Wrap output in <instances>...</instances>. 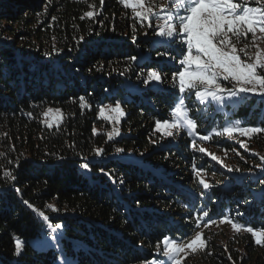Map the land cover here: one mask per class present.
Segmentation results:
<instances>
[{
    "label": "trees",
    "instance_id": "1",
    "mask_svg": "<svg viewBox=\"0 0 264 264\" xmlns=\"http://www.w3.org/2000/svg\"><path fill=\"white\" fill-rule=\"evenodd\" d=\"M87 11H94V17H84ZM135 21L133 14L114 0H0V264H52L54 257H60L58 244L65 248L62 255L76 257L77 264H125L132 258L144 261L154 257L155 245L163 236H190L194 224L182 219L199 217V206L208 205L212 219L224 217L228 209V217L237 211L234 220L240 226H264L262 207L257 213L250 207L255 204L243 205L236 195H220L213 189L207 198L191 187L192 191L179 190L164 168L188 166L191 154L182 146L166 150L168 157L155 175L138 165L127 166L122 161L125 156L116 152L117 148L138 155L156 151L150 125L161 120L160 109L154 112L145 107L140 94L126 90L119 101L127 117L121 119L124 124L120 126L125 132L135 130V134L115 135L109 140L114 127L100 113L102 107L115 106L118 101L100 99L109 89L104 83L108 69L125 65L123 75L133 76L134 65L125 64L124 58L136 56L134 48L116 39L125 35L130 40L138 26ZM73 67L79 68L78 77L76 72L70 74ZM157 72L161 75V70ZM125 81L121 79L119 85L124 86ZM92 82L99 87L93 88ZM163 94L158 105L171 107L173 95L167 98L166 92ZM243 101L235 104L236 117L229 115L234 104H228L213 116L208 110L203 118H211L209 123L221 128L218 114L224 112L232 121L239 119L245 111L240 109ZM186 105L199 125L201 112L192 113L189 101ZM256 106L264 109V105ZM48 108L61 110L59 125L44 123L55 115L45 117L42 113ZM142 124L148 125L142 128ZM259 135L264 141V132ZM97 149L102 155L96 154ZM110 153L114 157L107 160ZM85 162L90 170L81 167ZM6 171L15 179L5 177ZM212 199L218 200L216 207ZM156 206L169 208V215L180 220L159 215ZM38 211H44L49 221ZM49 223L62 225L58 243L50 238ZM16 238L21 241L19 254ZM238 239L242 253L230 249L234 263L264 264V246L254 245L248 233ZM138 245L147 249H138ZM225 254L226 250L210 239L209 251L198 250L183 261L232 264Z\"/></svg>",
    "mask_w": 264,
    "mask_h": 264
},
{
    "label": "rangeland",
    "instance_id": "2",
    "mask_svg": "<svg viewBox=\"0 0 264 264\" xmlns=\"http://www.w3.org/2000/svg\"><path fill=\"white\" fill-rule=\"evenodd\" d=\"M105 1V0H104ZM107 1V0H106ZM111 1V0H108ZM119 1L120 0H114ZM151 3L154 8L158 11L159 5H164L166 3V0H151ZM129 10V14H133L131 9ZM161 16H163V13H160ZM134 23H137V29H135V32H137L139 35H136L135 32H132V37L130 40L127 39V37L121 36L118 40V42H121L122 45H126L129 43L134 48V52L136 53V56H130L136 57V60H132L131 58H128L126 56L124 59V63L126 64L127 61L130 62V65L133 66V76L132 78H126L123 75L124 69L127 70V67L123 65L122 69L114 68L113 65L108 69V71L104 74V83L108 85L109 89L108 91H105L104 96L100 95V99H110V100H120L125 95L123 91H133L136 92V94H140L143 97L142 103L145 104V107L151 108L154 110V112H158L160 109V116L161 121L164 119H171V113H170V107L167 106H159L158 100L161 97H164L165 95L163 93L166 92L167 98L169 95H173L174 98L172 102V106L174 105V102L176 101L177 97L179 96L178 92V79L176 81L173 80V74L181 70V67L178 63L179 59L181 58L178 53L180 52V46L176 41H173V47L169 48L167 45L161 46L158 44H154V40L159 39L156 37L154 28L156 25L161 23L162 21L157 20L153 18L151 20L152 27H148V22H141L139 19H136ZM147 33V35H145ZM136 37V42L133 43V37ZM121 39V40H120ZM249 43H252V36L251 34H248V37L246 38ZM117 42V43H118ZM20 44V43H19ZM21 44L25 45V42L22 40ZM20 44V45H21ZM241 47L243 44L240 45ZM259 46L261 48H264V40L260 41ZM129 48V47H128ZM105 47L101 48V51H105ZM249 51L254 52V48H250ZM164 53H167L166 55ZM127 54V53H126ZM140 56V57H139ZM175 58L173 60L172 58ZM242 59H246V57L241 54ZM56 61V59H55ZM151 66L153 68H151ZM157 69V70H156ZM149 70H161V77L162 81H151L149 84H144V80L147 79L148 71ZM70 74L75 73L78 77L80 75L79 68L73 67V70H70ZM125 79L123 85H119L121 79ZM227 86H231L230 84H227ZM91 85H93V88H98L99 86L92 82ZM142 92V93H141ZM161 93L159 96L158 93ZM129 94V93H128ZM189 101V103L192 105L193 112H201V120L199 121V125L196 123V128L192 130V134L189 135V132L187 129H181L180 131L173 130L174 134L172 136H164L160 131L156 130V121L152 125H150V128L154 131V136L151 137L152 142L154 143V148L156 151L154 152H147L144 151L138 155V152H132V151H126L124 148L123 151L118 152L120 154H123L125 156L122 157V161H125L127 166L130 165H138V168H144L146 171H149L152 174H156L157 167L161 166V162L165 160L166 157H168L166 150L173 149H179L180 146L185 148L184 150L186 153H190V161L188 162V166H180L175 165L172 167V170L165 169V174H168L171 176L172 183L179 189L181 188L184 191H187V189H194L198 194V196L207 197L213 189H217L219 191L220 195H229V196H238V202L242 200L241 204L248 205L249 203H253L255 205H250V207H255L257 213L261 211L262 207V214L264 215V184L261 183V181H264V160H261V157H264V141L261 137H259L260 133L252 134L251 136H242L239 132H232V133H225L223 131L224 127L227 125V120L232 121L231 118L227 117L228 115L224 112L218 116L222 117L220 120V124L222 125L221 128H218V125H215V123H209L211 118L206 117L203 118L205 113L210 109V106L212 103L207 105H201L194 93L191 95H188L186 97V102ZM258 101V102H257ZM113 102V101H112ZM256 103L262 107L264 105V98H262L259 95H248L246 99H244L243 104L241 106V111L245 110L242 117L235 118L233 121L239 120L242 121V127H264V123H261L264 121V109L259 108L257 109ZM243 105H246V108L243 109ZM107 106V105H105ZM103 107L105 109L104 111V117L105 116H113L114 113L111 112L110 109L107 107ZM228 106V105H226ZM236 105L234 104L231 112L232 116H237L235 113L236 111ZM114 107V106H113ZM238 107V106H237ZM157 108V109H155ZM166 108V109H164ZM191 108V109H192ZM218 108L221 110L224 108V106L218 105ZM207 109V110H206ZM239 109V108H238ZM238 111V110H237ZM149 112V110H148ZM203 112V113H202ZM209 113V112H208ZM215 112L209 113V115L213 116ZM127 116L124 113V115L120 116L119 122H117L115 119H106L109 121L112 126L119 129V135H116L117 138H120L123 135L127 134H135V130L126 131L123 130L124 128L120 126V123L122 122L121 119H125ZM244 117V119H243ZM242 118V119H240ZM213 120V119H212ZM245 120V121H244ZM227 121V122H226ZM216 122V121H215ZM255 122V123H254ZM124 124V121L122 122ZM148 124H142V128H145ZM219 133V134H218ZM137 134V133H136ZM203 136H209V140H203L201 137ZM194 145V146H193ZM243 145V146H242ZM200 149H204V153L200 151ZM162 152H164V155H162ZM209 153L211 155H209ZM212 156H215L217 159L213 160ZM113 156V154H108L106 157L107 160H110ZM183 167V168H182ZM231 169L232 171H229ZM203 179L206 183H208L211 187L205 191L203 189V186L199 183V181ZM192 189H191V188ZM204 192V195H201V193ZM169 195H173L168 193ZM175 196V195H173ZM217 199H212V202L215 204V207L217 206ZM137 208L139 207L137 204L135 205ZM171 206V205H170ZM135 207V208H136ZM173 207V205H172ZM237 207V206H236ZM177 208V207H176ZM204 211H208L209 207L206 205L204 207ZM158 210L157 213L161 216L168 217H175L178 218V216L169 215V208L165 209L160 206H156L155 210ZM175 210V209H174ZM237 210V209H236ZM151 212L148 210V213ZM156 213V212H155ZM195 214V212H194ZM237 211H234V214L232 217H228V215H231L230 210L226 209V214L224 217L230 218L233 222L236 223L234 218L237 217ZM200 217L203 218V220H200ZM213 222L209 223L208 219L204 218V212L201 211L199 217L191 219L187 217H183L184 222H193L194 226L192 227L190 231V236L183 237L180 236L179 238H175L176 242L178 244H187L190 240H192L197 232H200L202 234V238L206 239L208 241L206 247L202 250L209 251V241L212 239L213 241L217 242L219 245H221L226 250V257H230V249L232 247L236 249V251L239 250V252L242 253V248L240 247V235L244 233L250 234L252 237L254 245L258 247L264 246L258 245L255 242V238L251 235V233L247 232L248 227H252L254 230H264V226L261 224L258 229H255V227L252 226V224H249L250 226H240L239 230L233 229L232 224L229 222H222L221 218L219 220L210 218ZM180 220V219H179ZM176 222V221H175ZM152 224L151 222H149ZM134 245V244H132ZM58 249L57 251L60 254V257H54L52 259V264H77L76 260L77 258H67L66 256L62 255L65 248L63 245H56ZM154 246V245H152ZM148 246V248L152 247ZM154 252L153 258H148L144 261H137L134 262V259H130L125 264H146L147 261H150L152 259L157 260V264H159V261L162 259H165L163 256V243L161 240L159 251L157 249ZM135 247V245H134ZM138 249H147L146 246L138 245ZM136 247V248H137ZM53 251V249H51ZM50 250V251H51ZM201 250V249H197ZM197 251L192 252L191 250H188V255L191 256L192 254H195ZM98 254V253H96ZM184 254L182 253L181 256ZM186 256V257H187ZM185 258V257H184ZM109 260V259H106ZM184 259H182L181 264H185ZM229 260L232 262V264H245V263H234L232 259L229 258ZM107 262V261H106ZM107 262L106 264H108ZM120 263V262H119ZM82 264V263H80ZM92 264V263H91ZM94 264V263H93ZM104 264V263H103ZM121 264V263H120ZM246 264H252V263H246Z\"/></svg>",
    "mask_w": 264,
    "mask_h": 264
},
{
    "label": "snow or ice",
    "instance_id": "3",
    "mask_svg": "<svg viewBox=\"0 0 264 264\" xmlns=\"http://www.w3.org/2000/svg\"><path fill=\"white\" fill-rule=\"evenodd\" d=\"M120 3L126 9L132 10L134 19H139L142 23L147 21L148 27H152L153 18L162 21L153 29L156 37L159 38L154 40V44L172 48L173 41H176L180 46L178 55L181 58L178 63L181 70L173 74V80L178 79L179 96L170 107L171 119L156 121V130L164 136H172L174 129L176 131L187 129L191 135L192 130L196 128V123L186 105V97L192 93L201 105L238 104L250 94L264 98V48L259 46L260 41L264 40V0H166L164 5L158 6V11L153 7L151 0H120ZM160 13L164 15L161 16ZM94 15V11H87L84 17L91 18ZM248 34L252 36V43L246 39ZM136 39L134 36L133 43ZM241 44H243L242 47ZM250 48H254L255 51H249ZM241 54L246 59H242ZM172 59L175 60L174 57ZM153 80L160 82L162 77L156 70H149L147 79L143 82L147 85ZM225 82L231 86H227ZM84 100L83 96L80 97L81 107H84ZM121 104L122 101H117L114 107L105 106L114 115L104 118L119 122L120 116L124 115ZM104 111L102 107L101 115H104ZM53 112L55 115L52 116L51 121H44L49 127L52 123L59 125L62 118L61 110L48 108L42 113L48 117ZM242 123L239 120L228 121V126L224 127L223 131L225 133L239 132L242 136L264 132V127H242ZM93 134H96L95 128ZM119 134V129L115 128L108 134V138L111 140L113 136ZM201 139L209 140V136H203ZM121 151L123 150L116 149V152ZM200 151L204 153L205 150L200 149ZM96 154L102 155V150L97 149ZM212 159L217 158L212 156ZM261 160H264V157H261ZM81 167L90 170L88 162L83 163ZM229 171L232 170L229 169ZM104 174L110 175V173ZM4 176L15 179L8 171L4 172ZM199 183L205 191L211 187L203 179ZM261 183L264 184V181ZM201 195H204V192ZM29 207L37 211L33 205L29 204ZM48 208L56 210L52 205H48ZM200 211L204 212V218L208 219L209 223L213 222L210 219V210L200 209ZM38 215L44 221L50 219L44 211H38ZM221 221L231 223L233 229L240 228V225L228 217H221ZM47 226L50 229L51 240L58 243L62 225L49 223ZM246 230L255 238L256 244H264V230H254L252 227ZM160 243L158 241V251ZM162 243L165 259L160 260L159 264H181L182 259L188 255V250L192 252L197 249L202 250L208 241L202 238L200 232H197L187 244H178L175 238L168 235L163 236ZM15 244L19 254L21 241L16 238ZM182 253L183 256H181ZM146 264H157V260L152 259Z\"/></svg>",
    "mask_w": 264,
    "mask_h": 264
}]
</instances>
